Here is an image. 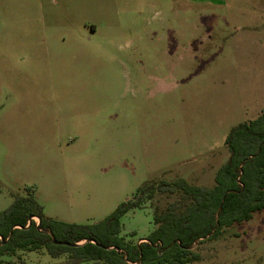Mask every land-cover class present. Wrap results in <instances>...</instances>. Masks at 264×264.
<instances>
[{
  "label": "rangeland",
  "instance_id": "rangeland-1",
  "mask_svg": "<svg viewBox=\"0 0 264 264\" xmlns=\"http://www.w3.org/2000/svg\"><path fill=\"white\" fill-rule=\"evenodd\" d=\"M262 111L264 0H0V213L30 194L89 225L150 182L211 186L230 130ZM173 198L127 211L120 235L144 241ZM192 251L185 264H264V209Z\"/></svg>",
  "mask_w": 264,
  "mask_h": 264
},
{
  "label": "trees",
  "instance_id": "trees-1",
  "mask_svg": "<svg viewBox=\"0 0 264 264\" xmlns=\"http://www.w3.org/2000/svg\"><path fill=\"white\" fill-rule=\"evenodd\" d=\"M225 144L228 157L211 186L191 184L184 178L150 182L134 199L120 203L106 218L89 225L48 218L32 195L14 193L10 207L0 213V264H12L4 260L5 255L40 249L52 258L67 254V264L90 260L185 264L197 260L198 254L192 251L196 241L216 238L224 229L248 221L264 209V111L234 126ZM156 193L174 196L164 207L155 209L156 227L144 241L125 240L120 235V217ZM54 240L83 243L68 246Z\"/></svg>",
  "mask_w": 264,
  "mask_h": 264
},
{
  "label": "water",
  "instance_id": "water-1",
  "mask_svg": "<svg viewBox=\"0 0 264 264\" xmlns=\"http://www.w3.org/2000/svg\"><path fill=\"white\" fill-rule=\"evenodd\" d=\"M30 218H34V216H30ZM36 218V217H35ZM38 219V222H39V218ZM87 240V239H86ZM84 240V242L86 241ZM94 242V241H92ZM54 243H57V244H65V245H68V246H77V245H81L83 242H64V241H56L54 240ZM197 243V241L195 242V244ZM194 244V245H195Z\"/></svg>",
  "mask_w": 264,
  "mask_h": 264
}]
</instances>
